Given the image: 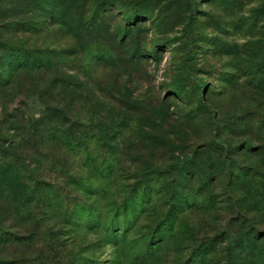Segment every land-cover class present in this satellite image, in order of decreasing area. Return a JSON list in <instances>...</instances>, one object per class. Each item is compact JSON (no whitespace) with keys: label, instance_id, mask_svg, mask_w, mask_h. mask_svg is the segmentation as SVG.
Masks as SVG:
<instances>
[{"label":"rangeland","instance_id":"rangeland-1","mask_svg":"<svg viewBox=\"0 0 264 264\" xmlns=\"http://www.w3.org/2000/svg\"><path fill=\"white\" fill-rule=\"evenodd\" d=\"M0 264H264V0H0Z\"/></svg>","mask_w":264,"mask_h":264},{"label":"trees","instance_id":"trees-1","mask_svg":"<svg viewBox=\"0 0 264 264\" xmlns=\"http://www.w3.org/2000/svg\"><path fill=\"white\" fill-rule=\"evenodd\" d=\"M130 19V18H129Z\"/></svg>","mask_w":264,"mask_h":264}]
</instances>
